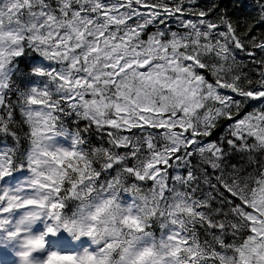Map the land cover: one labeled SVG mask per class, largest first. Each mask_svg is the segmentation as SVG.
<instances>
[{
    "label": "snow or ice",
    "instance_id": "snow-or-ice-1",
    "mask_svg": "<svg viewBox=\"0 0 264 264\" xmlns=\"http://www.w3.org/2000/svg\"><path fill=\"white\" fill-rule=\"evenodd\" d=\"M254 5L0 0V264H264Z\"/></svg>",
    "mask_w": 264,
    "mask_h": 264
},
{
    "label": "trees",
    "instance_id": "trees-1",
    "mask_svg": "<svg viewBox=\"0 0 264 264\" xmlns=\"http://www.w3.org/2000/svg\"><path fill=\"white\" fill-rule=\"evenodd\" d=\"M211 2L212 0H197V4L201 8H206ZM215 3L218 5V12H227L233 22L237 20L242 22L246 16L255 15L254 0H215ZM149 30L151 31V29ZM256 31L257 33L264 31V26L257 28ZM238 59L244 63H247L249 60L243 53L238 55ZM226 127V122H221L210 139L218 141L222 136H225ZM192 160L193 164H196L199 157H193ZM231 162L235 163L236 157H233ZM209 171L211 172V169H209Z\"/></svg>",
    "mask_w": 264,
    "mask_h": 264
}]
</instances>
